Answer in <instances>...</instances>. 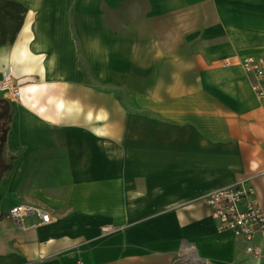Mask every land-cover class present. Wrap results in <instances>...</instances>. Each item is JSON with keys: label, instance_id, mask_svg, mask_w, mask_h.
I'll return each mask as SVG.
<instances>
[{"label": "crops", "instance_id": "crops-1", "mask_svg": "<svg viewBox=\"0 0 264 264\" xmlns=\"http://www.w3.org/2000/svg\"><path fill=\"white\" fill-rule=\"evenodd\" d=\"M4 1L26 11L0 45L21 84L0 94V264H264L204 201L249 180L264 214V96L240 65L264 56V0Z\"/></svg>", "mask_w": 264, "mask_h": 264}, {"label": "built area", "instance_id": "built-area-1", "mask_svg": "<svg viewBox=\"0 0 264 264\" xmlns=\"http://www.w3.org/2000/svg\"><path fill=\"white\" fill-rule=\"evenodd\" d=\"M229 64L230 60L223 62L225 66ZM240 65L245 72L252 75L251 86L254 92L258 96H264V56L244 58ZM20 86L19 79L13 75L11 65L0 71V94L17 98ZM204 201L219 231H229L247 242L248 255L256 257L261 254V249L253 246L251 242L259 235L264 240V214L249 180H241L214 190L204 197ZM33 210L34 208L26 205L14 206L6 212V218L19 223L25 214ZM37 212L41 214V211ZM48 220L49 215L43 214L42 221Z\"/></svg>", "mask_w": 264, "mask_h": 264}, {"label": "trees", "instance_id": "trees-1", "mask_svg": "<svg viewBox=\"0 0 264 264\" xmlns=\"http://www.w3.org/2000/svg\"><path fill=\"white\" fill-rule=\"evenodd\" d=\"M25 11V7L19 3L0 0V45L14 42L15 34L22 23ZM7 19L13 22L10 28L6 24Z\"/></svg>", "mask_w": 264, "mask_h": 264}, {"label": "rangeland", "instance_id": "rangeland-1", "mask_svg": "<svg viewBox=\"0 0 264 264\" xmlns=\"http://www.w3.org/2000/svg\"><path fill=\"white\" fill-rule=\"evenodd\" d=\"M12 146H8L6 139L3 142V147L1 149V157H2V161H3V165H5L4 167L6 168L7 166H9V164L12 162L13 158H14V154L12 152H10ZM3 169L2 167H0V174L3 173Z\"/></svg>", "mask_w": 264, "mask_h": 264}, {"label": "water", "instance_id": "water-1", "mask_svg": "<svg viewBox=\"0 0 264 264\" xmlns=\"http://www.w3.org/2000/svg\"><path fill=\"white\" fill-rule=\"evenodd\" d=\"M0 102H3L2 112L0 114V118L6 115L7 116V119H10V115H9V102H8V100L6 98L0 97ZM6 135H7V128L2 129L1 136H0V144H3V142L5 141Z\"/></svg>", "mask_w": 264, "mask_h": 264}, {"label": "flooded vegetation", "instance_id": "flooded-vegetation-1", "mask_svg": "<svg viewBox=\"0 0 264 264\" xmlns=\"http://www.w3.org/2000/svg\"><path fill=\"white\" fill-rule=\"evenodd\" d=\"M2 105H3V102H0V114L2 112ZM8 123H9V119H7L6 115L0 118V136H1L2 129L7 128ZM2 147H3V144H0V167H2V169H4L5 165L2 164L3 161H2V157H1V149H2Z\"/></svg>", "mask_w": 264, "mask_h": 264}]
</instances>
